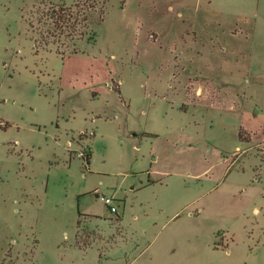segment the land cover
Listing matches in <instances>:
<instances>
[{
	"label": "rangeland",
	"instance_id": "obj_1",
	"mask_svg": "<svg viewBox=\"0 0 264 264\" xmlns=\"http://www.w3.org/2000/svg\"><path fill=\"white\" fill-rule=\"evenodd\" d=\"M102 7L0 0V264H264V0Z\"/></svg>",
	"mask_w": 264,
	"mask_h": 264
},
{
	"label": "trees",
	"instance_id": "obj_2",
	"mask_svg": "<svg viewBox=\"0 0 264 264\" xmlns=\"http://www.w3.org/2000/svg\"><path fill=\"white\" fill-rule=\"evenodd\" d=\"M106 2H107V0H103V7H102V9H101L102 12H103V9L105 8ZM94 7H95L94 4H90V5L88 6V8H94ZM55 14H56V15H55ZM52 16H54V17H55V16L58 17L56 11H55V13H54ZM83 16H84V19L86 20V17H85L84 14H83ZM69 26L72 27V28H74V30H75V28H76V25H69ZM46 42H48V41H46ZM113 87L116 88V89H119V85H118V84H113ZM238 136H239V138H240L242 141H245V142H249V141H250V140H249V137L245 138V137L243 136L241 130H239V132H238ZM90 156H91V150L88 148V150H87L86 152H83V157L85 158V160H86L87 163H89V161H90ZM76 245H78V243H76ZM86 246H89V245H85V246H81V247H86Z\"/></svg>",
	"mask_w": 264,
	"mask_h": 264
},
{
	"label": "built area",
	"instance_id": "obj_3",
	"mask_svg": "<svg viewBox=\"0 0 264 264\" xmlns=\"http://www.w3.org/2000/svg\"><path fill=\"white\" fill-rule=\"evenodd\" d=\"M82 154H83V152H82ZM100 199L103 201V203H104L105 205H107V206L109 207V209H110L111 211L116 210V207H115V205H114V203H113V197H112V196H108V195H104V194H102V195L100 196Z\"/></svg>",
	"mask_w": 264,
	"mask_h": 264
},
{
	"label": "crops",
	"instance_id": "obj_4",
	"mask_svg": "<svg viewBox=\"0 0 264 264\" xmlns=\"http://www.w3.org/2000/svg\"><path fill=\"white\" fill-rule=\"evenodd\" d=\"M245 77H246V75H245Z\"/></svg>",
	"mask_w": 264,
	"mask_h": 264
}]
</instances>
